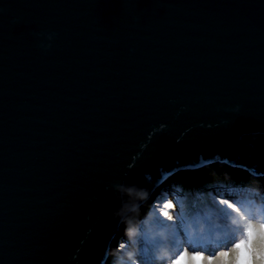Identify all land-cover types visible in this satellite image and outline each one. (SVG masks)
I'll use <instances>...</instances> for the list:
<instances>
[{
  "label": "water",
  "instance_id": "95a60500",
  "mask_svg": "<svg viewBox=\"0 0 264 264\" xmlns=\"http://www.w3.org/2000/svg\"><path fill=\"white\" fill-rule=\"evenodd\" d=\"M0 7V264H104L117 183L137 229L179 168L264 179V0Z\"/></svg>",
  "mask_w": 264,
  "mask_h": 264
},
{
  "label": "rangeland",
  "instance_id": "374dc122",
  "mask_svg": "<svg viewBox=\"0 0 264 264\" xmlns=\"http://www.w3.org/2000/svg\"><path fill=\"white\" fill-rule=\"evenodd\" d=\"M178 170L180 173L162 186L149 207L146 220L137 228L141 235L136 242L129 236L121 239L116 247H110L103 263L112 264L118 246L129 244L138 252L136 258L141 264H172L177 259L180 264H197L194 255L202 257L199 264H208L209 258L212 264H235L239 256L235 245L248 243L245 229L251 224L253 264H258L257 256L264 249L260 228L264 224V179L219 160ZM190 183L198 192L195 197L191 188L188 195ZM221 200H229L237 210L222 205ZM169 202L175 205L171 210L165 207ZM189 207L190 211L184 210ZM164 211H169L173 219L165 217ZM128 251L124 249L119 255ZM156 254L162 259L156 260Z\"/></svg>",
  "mask_w": 264,
  "mask_h": 264
},
{
  "label": "clouds",
  "instance_id": "9594fccd",
  "mask_svg": "<svg viewBox=\"0 0 264 264\" xmlns=\"http://www.w3.org/2000/svg\"><path fill=\"white\" fill-rule=\"evenodd\" d=\"M5 9L0 7V14H3ZM13 23H17V20H13ZM39 40L38 46L47 51L51 46L52 42L56 38V33L54 32H39L34 34ZM113 190L117 194V199L121 200L120 206L114 210L113 215L120 217L121 222L125 224V233L128 235L133 242H136V238L141 235L139 229H136L133 225V221L127 219L125 213L127 212H139L140 204L134 203L129 204L124 201V197L128 198H136L138 200H144L147 198V193L143 190L137 189L135 186H125L123 184L117 183L113 185ZM130 248L129 244H123L118 246V249L114 253L112 264H141L139 260H137V251H128L125 255H119V252L124 249ZM156 260L162 259L160 254L155 255ZM258 264H264V254H258L257 256ZM172 264H180V259H177L172 262Z\"/></svg>",
  "mask_w": 264,
  "mask_h": 264
},
{
  "label": "snow or ice",
  "instance_id": "6c2138e0",
  "mask_svg": "<svg viewBox=\"0 0 264 264\" xmlns=\"http://www.w3.org/2000/svg\"><path fill=\"white\" fill-rule=\"evenodd\" d=\"M220 203L222 205H226L227 208L232 209L233 211H236L237 209L234 207V205L229 200H221ZM167 209L171 210L175 207V205L172 202H169L166 206ZM163 215L167 217L169 220L173 219L172 215L169 214V211H164ZM241 219H244L243 216H241ZM261 231L264 232V224L260 226ZM247 235H248V243L245 244V242L241 241L240 243H237L235 247L239 249V256L235 262V264H253V249L251 248V241L253 238V230L251 224H249L248 228L245 229ZM259 254H264V249L261 250ZM185 254L182 253L181 257L183 258ZM225 256H227V253H224ZM193 260L197 261V264L202 260V257L199 255H194L192 257ZM208 264H212L211 258L208 260Z\"/></svg>",
  "mask_w": 264,
  "mask_h": 264
},
{
  "label": "trees",
  "instance_id": "16d2710c",
  "mask_svg": "<svg viewBox=\"0 0 264 264\" xmlns=\"http://www.w3.org/2000/svg\"><path fill=\"white\" fill-rule=\"evenodd\" d=\"M194 187V185H193V183H190L189 184V187H188V195H190V193H189V190H190V188H191V193H192V195L191 196H193V197H195L197 194H198V192H197V190L195 189V187Z\"/></svg>",
  "mask_w": 264,
  "mask_h": 264
},
{
  "label": "bare ground",
  "instance_id": "6f19581e",
  "mask_svg": "<svg viewBox=\"0 0 264 264\" xmlns=\"http://www.w3.org/2000/svg\"><path fill=\"white\" fill-rule=\"evenodd\" d=\"M173 180V178L170 180V181H172ZM207 204H208V201H207ZM183 208V207H182ZM185 217V216H184ZM223 221H225V220H223ZM226 223H227V221H226ZM187 237H189V236H186V237H184V238H187ZM134 247L133 246H130V248H127V249H125V250H129V251H134L135 250V248L133 249ZM141 250H139V252H140Z\"/></svg>",
  "mask_w": 264,
  "mask_h": 264
}]
</instances>
